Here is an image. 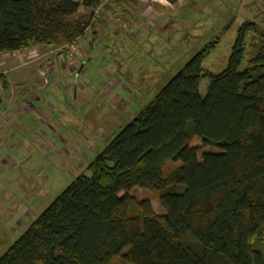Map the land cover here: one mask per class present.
<instances>
[{"label": "trees", "instance_id": "16d2710c", "mask_svg": "<svg viewBox=\"0 0 264 264\" xmlns=\"http://www.w3.org/2000/svg\"><path fill=\"white\" fill-rule=\"evenodd\" d=\"M102 1L0 0V58L73 44ZM255 29L239 27L217 74L202 68L217 41L196 52L0 264H110L118 256L123 264H264V32L239 69L244 36ZM209 145L218 151H204ZM137 187L158 194L162 214L131 195Z\"/></svg>", "mask_w": 264, "mask_h": 264}, {"label": "rangeland", "instance_id": "374dc122", "mask_svg": "<svg viewBox=\"0 0 264 264\" xmlns=\"http://www.w3.org/2000/svg\"><path fill=\"white\" fill-rule=\"evenodd\" d=\"M244 22L256 29L244 36L241 70L251 40L264 32V0H103L73 44L2 55L0 255L75 177L88 174L94 156L215 40L202 68L221 72ZM207 86L208 79L200 80L201 96ZM203 150L218 151L210 145ZM131 195L163 213L156 192L137 187ZM110 264L123 263L118 256Z\"/></svg>", "mask_w": 264, "mask_h": 264}]
</instances>
